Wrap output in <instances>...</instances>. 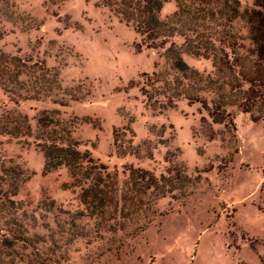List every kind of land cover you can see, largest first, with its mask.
<instances>
[{"label":"rangeland","instance_id":"1","mask_svg":"<svg viewBox=\"0 0 264 264\" xmlns=\"http://www.w3.org/2000/svg\"><path fill=\"white\" fill-rule=\"evenodd\" d=\"M224 1L164 2L154 47L101 0H0V264H264L255 0ZM227 34L244 48L187 51ZM172 56L225 122L172 89ZM44 143L81 165L44 171Z\"/></svg>","mask_w":264,"mask_h":264},{"label":"trees","instance_id":"2","mask_svg":"<svg viewBox=\"0 0 264 264\" xmlns=\"http://www.w3.org/2000/svg\"><path fill=\"white\" fill-rule=\"evenodd\" d=\"M168 0H101L102 4L108 7H113L114 12L117 14L119 19L127 25H132L134 30L142 35H145L146 38L150 39V43L152 46L155 45V41L163 37L162 47H164L167 42L164 38L167 36L163 34V30L167 27V22H162L158 14L163 6V3ZM205 2V1H204ZM229 0L224 1V7H229ZM254 8L249 10L246 13L247 21L250 25L251 29V41L254 45L253 53L256 54L257 58L261 60L264 64V0H255ZM230 9V8H229ZM184 10L181 7H178V11L174 15L173 20H177L181 16V12ZM236 10L234 8L230 9V12L233 13ZM218 14H221L219 10H217ZM220 33V31H219ZM228 35V34H227ZM233 36L228 35L226 39L220 38L217 41L219 45L213 42H209V46L206 45L207 39H204V36L196 38L192 41V49H188L187 51L194 56L202 55L200 53L201 48L206 52L208 50L216 51V50H224V48L230 49L232 53H235L236 48H244L237 41L232 40ZM186 45H189L190 42L186 39ZM150 44V45H151ZM154 44V45H153ZM190 44V47H191ZM222 44V45H221ZM174 43H170V47L173 46ZM155 47V46H154ZM168 48L167 51L170 53L173 49ZM203 56H205L203 54ZM172 62L174 69L178 72L182 73V77L185 80H190L191 82L184 83L182 80L178 78H174L172 81V89L183 90L184 92L179 93L178 95H183L189 103L200 102L202 107L207 110L212 122L214 123H223L230 116L229 113H226L222 110L221 102L213 103L212 106H209L208 103L192 93V90H198L199 83L203 81L202 75L193 69H190L186 62L180 56H172ZM229 64H238V59L232 57V59L228 62ZM241 67V65H240ZM155 77V81H159V75L153 73ZM198 85V86H197ZM140 91L144 94L148 99H151V95L145 87H141ZM191 91V92H189ZM178 92V91H177ZM172 100L168 99V106H172ZM44 156H45V170L50 171L52 168L60 166L64 164L68 167H78L81 165L79 159H83L80 156V153L74 147V145H68L66 147L57 146L56 144H46L44 143ZM85 159V158H84ZM54 163V164H53Z\"/></svg>","mask_w":264,"mask_h":264}]
</instances>
